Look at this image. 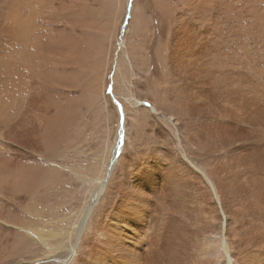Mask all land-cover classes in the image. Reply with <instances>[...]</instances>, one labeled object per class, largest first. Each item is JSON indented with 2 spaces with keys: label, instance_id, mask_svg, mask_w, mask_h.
<instances>
[{
  "label": "bare ground",
  "instance_id": "bare-ground-1",
  "mask_svg": "<svg viewBox=\"0 0 264 264\" xmlns=\"http://www.w3.org/2000/svg\"><path fill=\"white\" fill-rule=\"evenodd\" d=\"M231 1L230 31L181 22L167 32L155 51L165 78L146 80L172 103L128 100L134 125L150 129L121 120L78 190L44 212L41 177L59 171L52 155L81 97L108 109L104 36L88 31L86 0H0V264L23 256L25 241L51 264H264V0ZM138 10L128 2L123 30L141 41Z\"/></svg>",
  "mask_w": 264,
  "mask_h": 264
},
{
  "label": "rangeland",
  "instance_id": "rangeland-1",
  "mask_svg": "<svg viewBox=\"0 0 264 264\" xmlns=\"http://www.w3.org/2000/svg\"><path fill=\"white\" fill-rule=\"evenodd\" d=\"M120 1L122 4H117ZM216 1L208 0V3H203V1L201 3H198L200 5H198L200 8L199 12L194 8V6L186 7L185 4H183L184 2H182L181 0H163L162 2L164 5L170 4L169 8H163L164 6L161 5L162 3H160V1H158L159 3H156V0H86V6L88 7L86 27L88 28V31H91V34L94 31H102V34L104 36V62L102 67L105 70L106 66L109 65L106 78V100H108V109H103L102 111L97 106L98 103L96 104V102H94L90 96L88 97L89 99L85 96L81 97L82 101L77 106V112H75L76 117L74 118L75 121L73 124V131L70 133L71 135H69V138L65 140L66 142H62V149L58 154L59 156L52 155V157H55L53 158V160L55 159L61 164L55 166L54 163H47L43 158L39 159L40 163H46V165L42 163L43 166L51 164L50 166H52L53 168L55 167L54 169H57L58 167V170L60 171H53L52 175L54 176L49 174L41 177V179L46 183L47 187H50L51 191L49 192L48 199L46 200L48 203H46L45 201L43 204L39 205V208L42 207L44 212H48L51 210L49 209V207L52 206V210H56L62 204V202L67 199V195L70 193L71 189L74 190L76 188L75 191L78 190L79 185L82 184L79 176L81 174H86L87 171L90 170V168H93L95 164L94 162L98 160L96 156V154L98 153L96 152L99 147L101 148V136L103 135V140L106 137L105 142L111 145L116 135V127H119V124L122 122L121 120H126L129 132L133 131V133H138L139 131H141V134L143 131L142 129H139L142 125H146L147 129H150L146 120L143 121L144 124H142V122H135L134 125V119H132V113L130 109H132L133 113L134 111H137L139 109L135 104L129 103L128 100L131 99V101H133V99L136 97L156 100L155 97L158 96L157 98H159L160 103L162 102L161 105L163 107L169 106V103H172V101L167 97H164L163 95L159 96L156 91H154L155 95L151 94L148 89L150 85L147 83L146 78L150 77V81H152L153 79L165 78V75L162 71L164 68L160 65L158 59H156L157 56L155 54V51L158 48L160 49L161 46L164 47V44L161 40L166 37L168 31H177L180 27L179 23L181 22L189 24V28H195V31H230L232 27L229 26L227 21H225V18L227 17V7L228 5H230V3H232V1ZM128 2L131 3L134 8L136 7V5H138V9H141L142 11V13L139 10L137 12L139 16L144 17L143 26L140 29L143 35L141 41H139V39L137 38V34L135 35V37L131 35L128 36L125 35L126 33L123 30V25L125 22L124 19L127 16L126 13L128 12ZM225 5L227 7H225ZM119 9H121V11ZM190 11L191 13H189ZM119 12H121V14L122 12L124 13L123 18L118 16ZM134 26L135 24L131 23L130 31H134ZM158 40L161 42L157 43ZM126 42L128 43L127 45H131L133 47H130L131 49L129 50L132 57L133 66H129V63L124 60L125 55H127L128 53V46L124 45L126 44ZM109 54L110 59L108 60ZM148 69H150L149 74L146 73ZM88 73L90 74V69ZM88 78L90 80V77ZM166 89V93H170V88ZM99 104L101 106V102H99ZM130 104H133V106ZM150 106V102H144L143 104V107L145 108H150ZM133 107L135 110L133 109ZM123 114H125V116ZM151 114L152 118L154 119L159 118L161 121H165L166 119L162 113ZM122 115L124 118L122 117ZM139 123L141 124L140 126H138ZM170 125L173 129V132L175 133L176 141H178V146L181 149L182 147L179 143L180 139L178 132L174 128V125L171 121ZM145 132L146 131H144V134ZM110 145L108 147L109 149ZM58 172L61 174H59ZM58 174L59 176H57ZM75 174L76 177H74ZM47 176L48 178L46 179H49V181L46 182L45 177ZM80 200L81 198L78 197L74 200V202L78 204ZM37 204H39V202ZM63 206L68 208L67 204H64ZM20 214L22 213L20 212ZM29 246L30 244L25 241L23 246V256H20L19 258L16 257L15 261H10L7 264L52 263L49 258L44 256L40 258H34L33 256L35 254L37 255L42 251H39V246H37V244H35V246L32 245V250L29 249Z\"/></svg>",
  "mask_w": 264,
  "mask_h": 264
}]
</instances>
